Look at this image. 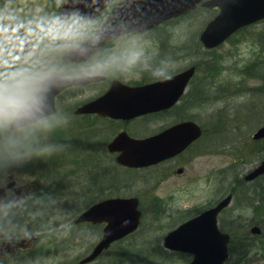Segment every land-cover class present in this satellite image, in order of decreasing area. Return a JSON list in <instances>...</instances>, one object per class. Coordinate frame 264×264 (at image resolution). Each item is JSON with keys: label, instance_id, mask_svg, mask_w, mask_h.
I'll use <instances>...</instances> for the list:
<instances>
[{"label": "flooded vegetation", "instance_id": "1", "mask_svg": "<svg viewBox=\"0 0 264 264\" xmlns=\"http://www.w3.org/2000/svg\"><path fill=\"white\" fill-rule=\"evenodd\" d=\"M14 1L0 0V12L7 5L12 9ZM122 1L110 0L97 17H90L89 19L65 16L62 10L65 0L57 1V3L48 0L46 10L31 17L28 16L29 12L25 11L30 7L28 3L24 6H17V10L11 12V14L14 13V16L9 19L8 26L13 31L39 30L44 36L52 31V29L56 31L62 30L63 34L69 31L66 36L62 35L55 39L46 38V44L43 46L34 45L33 42L28 43L25 40L22 43L23 49L25 48V52L24 50L22 52L25 54L13 57L19 61L36 59V65H39L38 68L42 69V73L44 74L39 81L42 78L51 76L74 78L89 75L98 77L99 79L84 86L71 87L64 90L56 99V114L51 118L41 120L37 123L41 124L43 128L42 132H51L55 128L54 131H57L58 139L55 141L52 150L45 149L39 152L37 158L39 168L34 170L35 172L33 173L30 171V174L36 177L33 187L19 186L12 175L7 177L6 183L0 181V189H4L6 192V201L0 205V241L17 243L28 237L40 239L38 247L19 248L15 252L0 258V264H37L38 258L36 255L41 249L43 235L49 233L57 236L59 233L65 231L67 234L71 233V237L73 235L70 230L71 228L65 227L66 230L62 228L65 223L70 222L73 223V226H71L73 228L97 229L100 236L98 242L94 245L95 247L102 239L104 229L108 223L106 221L77 222L83 212L96 204L110 199L136 197L139 200L142 217H144L145 213L142 208L144 202L143 196L139 194L126 195L129 193V190H132V185L140 182L144 184L147 190L146 200H149L154 197L157 184L167 181L170 175L182 176L185 172L183 167H176L178 165L177 160L183 159L192 147L159 164L143 168H131L118 163V157L123 152L120 150H110V145L122 134H126L132 139L144 140L159 135L179 123L189 121L190 110L187 103L182 106L180 102L158 112H150L127 118H113L98 112H78L85 104L111 91L115 85L141 88L173 78L183 70L192 66V63L189 62L192 61L189 59V53L192 52L189 50V47L201 48L197 49L196 52L197 64L195 67L197 68V74L201 70L205 71V63L211 66L212 59L207 56L204 57V51H213L222 45L214 49L206 50L204 42L201 40V35L204 33L210 21L219 14V9H208L203 6L202 2L186 15L169 19L142 32L127 33L108 41L89 60L83 62H66L64 60L66 54L95 35L112 17ZM207 14L210 17L208 22L201 29L193 33L192 36H194V39L189 40V30L182 29L184 19L197 15L198 17L195 18L197 20L198 18L207 16ZM256 29L259 30L251 33ZM76 31L80 34L79 36L76 35ZM243 33L249 34V37L253 41V51L257 52L255 56L259 58L260 53L263 54L264 52V19L238 29L228 41L234 40ZM127 40H136L137 44L134 46L129 44L121 48L116 45ZM238 43L237 39L235 44ZM33 53L36 55H31ZM168 56H171L173 59L168 60ZM236 57L237 55L234 56L235 59ZM238 57L240 58L239 55ZM175 62L181 64L186 63H184L183 67L175 71H168V63ZM33 65H30L31 68H35L36 65ZM234 68H238L237 65L233 66ZM29 70L30 68L27 66L26 72H29ZM237 72L243 80L247 76H254L260 79V93L264 96V58L247 62ZM203 74L202 79L198 80V84L195 82L196 89L194 90H197L200 94L198 101L199 108L206 109L212 102L211 92L216 89V86L212 84L213 81L209 75L205 77V72ZM195 78L196 76L190 81L188 92ZM243 80L237 84V88L243 87L246 81L244 80L243 82ZM218 87L221 89L222 86L218 85ZM116 89L118 91L121 88L116 87ZM208 94L211 98L207 96ZM221 112L222 110H219L218 116H221ZM241 117L242 114L239 113L237 117L234 116L232 119L234 122H243L244 118L241 121ZM245 120L247 119L245 118ZM52 126L53 128H51ZM262 126H264V123L260 127ZM201 127L203 131L202 139L206 134V130L202 125ZM258 142L264 143V139ZM48 158H53L52 162ZM173 162L175 164L171 165ZM116 168L121 170L119 175L116 172ZM22 170L28 171L26 168H22ZM123 171L127 172V174H124V177L121 175ZM39 173H41L40 177H38ZM47 174L52 175L53 178L49 175L47 178ZM79 174H83L85 179V182L77 185L83 194L80 201L85 209L74 217H68L66 215L69 219L62 220L63 216L60 218V221L62 220L61 222L51 227L52 232H47L41 226V224H45V216L43 217L41 213L49 212V210H45V207L49 206L48 202L61 201L62 197L66 195V191L76 186L73 178ZM134 175L137 178H133ZM138 175L142 176V179ZM263 179L264 175H261L252 181H247L245 184L255 193L252 199L253 201L255 199L261 201L257 192L264 190V185L260 184ZM46 180L52 182L49 184ZM132 182L133 184H131ZM34 187L37 188L33 189ZM48 187L53 188L49 189V192H46L45 189ZM26 193H28L27 199L29 200L26 203L24 202L25 206H22L23 201L20 200ZM231 194L234 199L235 194L232 192ZM12 197L14 198L12 199ZM64 206H68L67 202H65ZM227 210L226 208L223 212ZM35 220L37 222L33 223ZM41 234L43 235L41 236ZM75 238H80V234L77 233ZM118 243H114L111 248L116 247Z\"/></svg>", "mask_w": 264, "mask_h": 264}, {"label": "rangeland", "instance_id": "2", "mask_svg": "<svg viewBox=\"0 0 264 264\" xmlns=\"http://www.w3.org/2000/svg\"><path fill=\"white\" fill-rule=\"evenodd\" d=\"M52 1L57 3L60 0ZM27 3L30 7L25 11L29 12V17L45 11L48 6V0H15L12 9L7 5L0 12V82L21 84L16 90L12 89L9 93L17 104L6 112L4 118L0 119V126L10 122V118L13 117L12 115L15 114L19 106L30 95L35 93L38 88V81L44 75L42 73L43 70L38 68V64L36 65V59L27 61L15 60L14 63H11L14 56L25 54V48L23 49L22 43L26 40L28 43L33 42L34 45L43 46L46 44V38L55 39L62 35L66 36L69 33L67 31L63 34L62 30L56 31L52 29L44 36L39 30L13 31L8 26L9 19L14 16V13L11 14V12H15L17 6H24ZM196 17L198 16H192L183 21L184 26H182V29L189 30V40L194 39L193 33L201 29L210 18L208 14L197 20L195 19ZM259 29L253 30L251 33H255ZM76 35H80L78 31H76ZM237 39L239 43L235 44ZM129 44L134 46L137 42L136 40H127L116 45L121 48ZM252 44L253 41L249 34L243 33L234 40L227 41L216 50L204 51V57L211 58L212 65L209 66L208 63H205V71L201 70L196 75L189 92L196 89L195 82L198 84V80L202 79L204 72L205 77L207 75L210 76L216 89L211 92L212 102L206 109L199 108V106L195 108L190 106L192 101L195 103L199 101L200 94L197 90H195L197 92L196 98H188V96L181 102L182 106L186 103L188 104L190 110V118L188 119H192L202 125L206 130L205 136L189 149L186 153L187 155L183 159L177 160L178 165L176 167H183L185 170L184 174L182 176L170 175L167 181L157 184L155 195L153 194L154 197L149 200H146L147 190L144 184L141 182L136 185L133 182L131 183L133 184L132 190H129L126 195L139 194L144 199L142 208L145 218L143 229H141L143 234L138 240H140V243L143 240V242L148 243L151 239H156L158 250L161 251H155L154 256H158V258H151L152 260L155 259V262L141 261L135 264H189L191 257L166 250L163 245V238L180 225L182 221L184 222V220L186 221L190 217L203 212L222 196L232 192L235 185L233 178L235 176L238 179L239 177L244 178L264 160V143L255 141L252 138L253 133L264 123V96L260 93L261 80L254 76H247L244 78L246 80L244 82L237 72L247 62L264 58V52L263 54L260 53L259 58H256L257 52L253 51L254 47ZM197 49L201 48L189 47V50L192 51V58L189 56V59L192 60L189 61L190 63L197 61V58L194 57L197 54ZM31 55L35 56L36 54L33 53ZM235 55H237L236 59L234 58ZM171 59L173 58L168 56V60ZM30 61L33 63H30ZM214 61L216 62L214 63ZM184 63H168V71H175L183 67ZM33 64L36 65V69L31 68ZM236 65L238 68L233 69V66ZM27 66L30 68L29 72L25 71ZM212 67L213 70L215 68L214 71ZM241 80H243L244 85L237 88V84L241 83ZM14 81L15 83H13ZM218 85L222 86L221 89ZM207 96L210 95L208 94ZM219 110H222L221 116H218ZM239 113L242 114L241 121L243 118L244 121L234 122L232 117H237ZM7 120L8 122H6ZM216 123L217 126L215 127ZM42 130L43 128L38 127L24 132L19 137L18 135H7L0 138L2 140L0 143V149H2L0 154V181L2 183H6L7 177L12 175L19 186L33 187L36 177L32 176L29 171H22L17 168H21V164H19L20 158L28 155L30 148L36 151H40L43 146L51 148V144L58 139L57 131L42 132ZM25 152L26 154H24ZM8 157L10 158V165L6 164V158ZM11 164L16 165L12 166ZM174 164L175 162L171 165ZM120 171V169L116 168L118 175ZM124 174H127V172L123 171L121 175L124 177ZM138 176L142 179V176ZM133 178H137V176L134 175ZM73 181L76 186L69 188L61 201L48 202L49 206L45 207V210H49V212L41 213L43 217H48V222L41 224L43 228H49L62 220L69 219L66 215L68 217L77 216L85 209L80 201L83 194L77 186L85 182L84 175L79 174L73 178ZM246 183L247 181H244L240 187L237 186L235 188V197L232 205L219 217L220 227H223L225 231H231L233 238V245L230 248L231 257L226 264H264V190L259 191L260 195H262L261 201H253L255 193L248 188V185H245ZM260 184L264 185V179ZM35 188L37 187L33 189ZM144 188L145 190L143 191ZM27 198L28 193L20 200L23 201L22 206H25L26 201L28 202L29 199ZM65 202H67L68 206H64ZM62 217L63 219L60 221ZM34 222L37 221L35 220ZM230 223L235 226L233 231L228 230ZM26 224L29 225L27 222ZM71 226H73L72 222L65 223L62 226V228H71L70 230L73 233L71 237V233L67 234L65 231L57 236L41 234L43 239L42 246H40L41 249L36 255L38 258L37 264H74L88 256V253L90 254V251L98 242L99 231L89 228L78 229ZM253 226L261 228L262 234L260 236L251 233ZM77 233L80 234V238H75ZM106 255L89 264H106L107 262L109 264V261L106 260L107 257L109 259V256ZM165 257L166 259H164ZM163 259L165 262H163Z\"/></svg>", "mask_w": 264, "mask_h": 264}, {"label": "water", "instance_id": "3", "mask_svg": "<svg viewBox=\"0 0 264 264\" xmlns=\"http://www.w3.org/2000/svg\"><path fill=\"white\" fill-rule=\"evenodd\" d=\"M110 0H66L63 13L68 17H96ZM202 0H123L111 19L88 41L66 54L64 60L82 62L89 59L108 40L127 32L150 29L172 17L180 16ZM206 7L220 9V14L207 26L201 35L206 48H214L224 42L238 29L264 18V0H210ZM196 71L191 67L171 79L141 88L118 86L103 97L84 105L78 113L98 112L113 118H127L150 112H158L176 104ZM98 77L83 76L75 79L53 76L40 82L39 91L28 100L13 119L10 129L16 131L37 121L52 116L56 112V97L65 89L83 86L97 81ZM202 135L201 127L193 121L183 122L163 133L144 140L120 135L110 150H120L118 163L132 168H143L161 163L182 153ZM264 138V127L254 135L255 140ZM264 174V161L250 173L251 181ZM6 199V192L0 189V204ZM232 196L222 200L217 206L200 216L184 223L170 232L164 245L172 251L193 255L190 264H224L229 258L230 237L218 227L219 213L231 204ZM138 200L110 199L91 207L83 213L78 222L107 221L102 241L92 254L82 263L96 259L111 243L133 233L140 225L141 213ZM252 233L260 234L258 227ZM35 238L17 243L0 242V258L17 249L32 248L37 245Z\"/></svg>", "mask_w": 264, "mask_h": 264}, {"label": "trees", "instance_id": "4", "mask_svg": "<svg viewBox=\"0 0 264 264\" xmlns=\"http://www.w3.org/2000/svg\"><path fill=\"white\" fill-rule=\"evenodd\" d=\"M8 84V83H7ZM197 101L196 103L194 101H192V104L191 106L192 107H196L197 106ZM34 128H37V127H34ZM34 128H28V130H32ZM10 134V131H9V127H8V124H3L0 126V138L4 137V135H8ZM2 142V140L0 139V143ZM53 149V147L51 148V150ZM30 152L28 153H31L32 154V158L30 159V161L26 162V158L23 159V167L26 168L27 170H30L33 172H35L34 170L38 169L39 168V164H38V155L36 154V150H33V149H29ZM2 153V149H0V154ZM27 153V154H28ZM26 154V152L24 153ZM52 159L53 158H48V160L50 162H52ZM48 175L50 177L53 178L52 175L50 174H47V178H48ZM41 176V173H39L38 177ZM47 183H51L52 181L50 180H46ZM233 183L236 184L234 186V190L237 186H241V184H243V181L241 179H238L237 176H235L233 178ZM53 187H48L47 189H45L46 192H49L48 190L49 189H52ZM234 190L232 191V193H234ZM258 196L259 198L262 199V195H260V192L258 191ZM235 224V223H234ZM228 230H232L235 228V226L233 224H229L228 225ZM51 227H54V225H51L49 228L46 227V229H50ZM227 227V226H226ZM231 232V231H230ZM229 232V233H230ZM143 233H139V234H136L134 236H132L131 238H129L128 240H126L125 242H123L122 244H117V248L114 249V250H111L107 256H109V259H107L109 261V264H135V263H139L141 261H153L155 262L154 260H152L151 258H158V256H154L155 255V251L157 252H161L160 250H158V243L156 241V239H151L150 242H143L140 243V240H138V238L142 235ZM231 234V233H230ZM50 235V234H49ZM232 235V234H231ZM232 245H233V238H232ZM160 245V243H159ZM155 247V248H153ZM164 253V252H163ZM163 257V256H162ZM108 258V257H107ZM166 259V257L164 258ZM163 259V262H165Z\"/></svg>", "mask_w": 264, "mask_h": 264}, {"label": "clouds", "instance_id": "5", "mask_svg": "<svg viewBox=\"0 0 264 264\" xmlns=\"http://www.w3.org/2000/svg\"><path fill=\"white\" fill-rule=\"evenodd\" d=\"M18 83L5 84L0 82V119L4 118L6 112L16 106L17 102L9 95L12 89L19 87Z\"/></svg>", "mask_w": 264, "mask_h": 264}]
</instances>
